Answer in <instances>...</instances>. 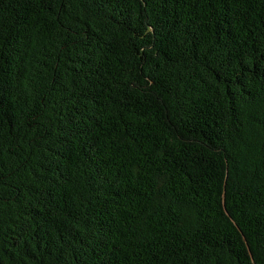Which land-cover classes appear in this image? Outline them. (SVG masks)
<instances>
[{
  "label": "trees",
  "instance_id": "16d2710c",
  "mask_svg": "<svg viewBox=\"0 0 264 264\" xmlns=\"http://www.w3.org/2000/svg\"><path fill=\"white\" fill-rule=\"evenodd\" d=\"M0 264H264V0H0Z\"/></svg>",
  "mask_w": 264,
  "mask_h": 264
}]
</instances>
